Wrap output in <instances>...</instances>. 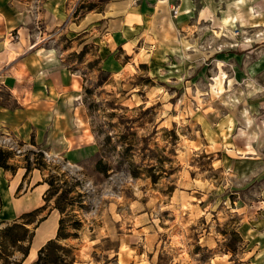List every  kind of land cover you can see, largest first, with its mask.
Here are the masks:
<instances>
[{
    "label": "rangeland",
    "instance_id": "1",
    "mask_svg": "<svg viewBox=\"0 0 264 264\" xmlns=\"http://www.w3.org/2000/svg\"><path fill=\"white\" fill-rule=\"evenodd\" d=\"M254 3L175 0L168 16L159 4L130 55L118 52L121 70L86 60L79 121L66 119L79 124L66 129L74 159L23 145L0 124L14 170L58 176L47 205L65 209L75 235L62 243L74 247L75 264H264V15ZM86 50L91 59L95 49ZM9 72L0 67V111L21 105L1 82ZM4 228L0 264H14L22 255Z\"/></svg>",
    "mask_w": 264,
    "mask_h": 264
},
{
    "label": "crops",
    "instance_id": "2",
    "mask_svg": "<svg viewBox=\"0 0 264 264\" xmlns=\"http://www.w3.org/2000/svg\"><path fill=\"white\" fill-rule=\"evenodd\" d=\"M76 1L0 0V67L10 70L1 82L21 103L13 109L1 108L0 124L23 145L30 142L72 159L78 153L66 129L73 132L79 124L66 119L72 115L79 121V107L75 106L82 94L79 67L86 60L96 59L99 67L109 73L121 70L124 63L118 52L129 56V49H134L141 35L150 30L158 5L168 16L169 4L175 2L108 0L105 9L81 12L75 8ZM255 2L260 5L254 3L253 10L257 13L259 9L257 14L264 15V0ZM91 46L95 51L90 59L86 48ZM70 56L73 59H68ZM46 177L37 168L12 172L0 167L2 225L47 204ZM45 211L47 216L34 229L29 255L23 263L57 234L59 211L54 206H47Z\"/></svg>",
    "mask_w": 264,
    "mask_h": 264
},
{
    "label": "trees",
    "instance_id": "3",
    "mask_svg": "<svg viewBox=\"0 0 264 264\" xmlns=\"http://www.w3.org/2000/svg\"><path fill=\"white\" fill-rule=\"evenodd\" d=\"M9 158H11V152L0 149V167L5 170L14 172L15 170L8 163ZM96 167L103 173H108V170H110V168H108L109 165L106 163L104 164L102 160L97 161ZM34 168L37 167L35 166ZM31 170L32 169L30 167H26L27 172ZM151 170L152 166L145 170L146 176L151 178L153 183H156L158 178L151 174ZM132 174L134 175V177H138L141 173H139L138 171H132ZM45 181L49 184V189L44 196V200L47 203L49 197L53 195L56 190H58L59 186L57 185L59 178L58 176L50 175L48 179L46 177ZM63 193L64 192H62V194ZM47 206L48 205L45 204L42 207L22 214V216L18 220L11 222L12 224H4L5 228L3 231L5 235L10 237V243L13 247L16 248L17 252L22 255L21 261H16L14 264H22L29 255L30 245L34 237V229L41 221L46 218L47 214L41 216L37 220L31 218H36L37 216L41 215L47 209ZM54 208L59 211L60 215H63L65 212L64 207H62L60 204H55ZM32 224H35L34 229L30 231L28 226ZM1 225L2 223H0V226ZM16 229L19 230V232L14 233ZM74 235L75 233L72 234L66 231V220L61 216L59 219V227L55 238L47 241V243L39 249L37 253V259L33 264H75L76 257L74 255V247L70 246L67 243H62L63 240H66ZM7 259H9V255L7 256ZM7 264H10V262H8Z\"/></svg>",
    "mask_w": 264,
    "mask_h": 264
},
{
    "label": "built area",
    "instance_id": "4",
    "mask_svg": "<svg viewBox=\"0 0 264 264\" xmlns=\"http://www.w3.org/2000/svg\"><path fill=\"white\" fill-rule=\"evenodd\" d=\"M172 9L175 15L179 12V8L177 6H173Z\"/></svg>",
    "mask_w": 264,
    "mask_h": 264
},
{
    "label": "bare ground",
    "instance_id": "5",
    "mask_svg": "<svg viewBox=\"0 0 264 264\" xmlns=\"http://www.w3.org/2000/svg\"><path fill=\"white\" fill-rule=\"evenodd\" d=\"M241 23L244 24L245 22L241 20ZM243 26V25H242ZM245 27V26H244ZM225 28V27H224ZM226 32V31H225ZM233 32V31H232ZM234 33V32H233ZM221 36V35H220ZM252 38V37H250ZM261 38V37H260ZM256 40V39H255ZM220 49V48H219Z\"/></svg>",
    "mask_w": 264,
    "mask_h": 264
}]
</instances>
